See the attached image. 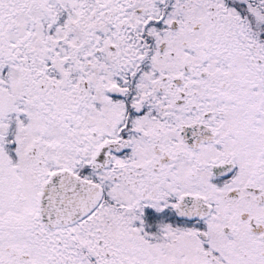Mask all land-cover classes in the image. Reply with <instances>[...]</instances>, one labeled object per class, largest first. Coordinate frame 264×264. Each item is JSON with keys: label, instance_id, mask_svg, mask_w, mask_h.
Wrapping results in <instances>:
<instances>
[{"label": "snow or ice", "instance_id": "6c2138e0", "mask_svg": "<svg viewBox=\"0 0 264 264\" xmlns=\"http://www.w3.org/2000/svg\"><path fill=\"white\" fill-rule=\"evenodd\" d=\"M0 264H264V0H0Z\"/></svg>", "mask_w": 264, "mask_h": 264}]
</instances>
